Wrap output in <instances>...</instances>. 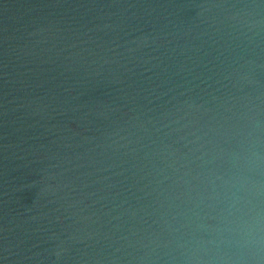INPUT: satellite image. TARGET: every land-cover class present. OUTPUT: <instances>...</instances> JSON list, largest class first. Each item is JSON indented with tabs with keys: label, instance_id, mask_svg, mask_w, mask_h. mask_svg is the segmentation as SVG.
Returning <instances> with one entry per match:
<instances>
[{
	"label": "water",
	"instance_id": "water-1",
	"mask_svg": "<svg viewBox=\"0 0 264 264\" xmlns=\"http://www.w3.org/2000/svg\"><path fill=\"white\" fill-rule=\"evenodd\" d=\"M264 182V0H0V264H198Z\"/></svg>",
	"mask_w": 264,
	"mask_h": 264
},
{
	"label": "clouds",
	"instance_id": "clouds-1",
	"mask_svg": "<svg viewBox=\"0 0 264 264\" xmlns=\"http://www.w3.org/2000/svg\"><path fill=\"white\" fill-rule=\"evenodd\" d=\"M233 193L208 239L198 242L206 256L198 264H264V182L246 177Z\"/></svg>",
	"mask_w": 264,
	"mask_h": 264
}]
</instances>
